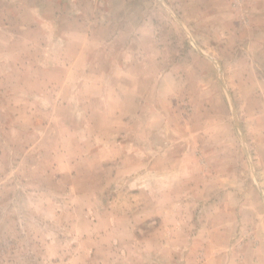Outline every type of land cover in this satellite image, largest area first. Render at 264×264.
I'll list each match as a JSON object with an SVG mask.
<instances>
[{
	"label": "rangeland",
	"instance_id": "1",
	"mask_svg": "<svg viewBox=\"0 0 264 264\" xmlns=\"http://www.w3.org/2000/svg\"><path fill=\"white\" fill-rule=\"evenodd\" d=\"M0 264H264V0H0Z\"/></svg>",
	"mask_w": 264,
	"mask_h": 264
}]
</instances>
